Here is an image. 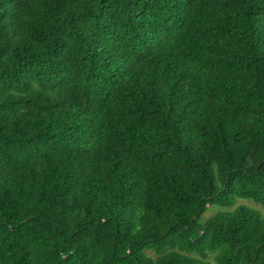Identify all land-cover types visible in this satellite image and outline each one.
Returning <instances> with one entry per match:
<instances>
[{"label":"trees","instance_id":"1","mask_svg":"<svg viewBox=\"0 0 264 264\" xmlns=\"http://www.w3.org/2000/svg\"><path fill=\"white\" fill-rule=\"evenodd\" d=\"M264 0H0V264H264ZM151 251L153 254H150Z\"/></svg>","mask_w":264,"mask_h":264},{"label":"rangeland","instance_id":"2","mask_svg":"<svg viewBox=\"0 0 264 264\" xmlns=\"http://www.w3.org/2000/svg\"><path fill=\"white\" fill-rule=\"evenodd\" d=\"M244 204L247 206L252 207L253 209L257 210L260 214V216L264 217V205L255 202L249 198H236L235 204L231 207H220L217 205H211L209 206L200 216L199 221L201 223H204L211 215L214 213L220 211V210H228L232 211L236 206ZM150 254H153L151 251H149Z\"/></svg>","mask_w":264,"mask_h":264}]
</instances>
